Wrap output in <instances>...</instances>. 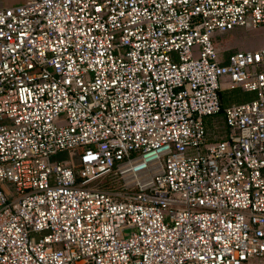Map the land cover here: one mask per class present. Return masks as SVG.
Returning <instances> with one entry per match:
<instances>
[{"label":"built area","instance_id":"obj_1","mask_svg":"<svg viewBox=\"0 0 264 264\" xmlns=\"http://www.w3.org/2000/svg\"><path fill=\"white\" fill-rule=\"evenodd\" d=\"M260 27L264 0L0 4V264H264V46L218 48Z\"/></svg>","mask_w":264,"mask_h":264},{"label":"rangeland","instance_id":"obj_2","mask_svg":"<svg viewBox=\"0 0 264 264\" xmlns=\"http://www.w3.org/2000/svg\"><path fill=\"white\" fill-rule=\"evenodd\" d=\"M25 0H0L1 5H16ZM264 46V27L257 29L234 28L230 32L223 34L218 42V48L222 54L234 50L257 49ZM233 90L232 92H236ZM66 154L62 153L61 158ZM55 157H59V154Z\"/></svg>","mask_w":264,"mask_h":264},{"label":"trees","instance_id":"obj_3","mask_svg":"<svg viewBox=\"0 0 264 264\" xmlns=\"http://www.w3.org/2000/svg\"><path fill=\"white\" fill-rule=\"evenodd\" d=\"M233 90H237V91L232 92ZM254 95L255 94L253 92H245V91H241L238 89H232V90L223 89L219 91V99H220L221 107H224L231 103H240V102L250 100L254 97ZM210 127H211V124L209 122V119H207V128H210ZM61 154H59V157H56V158H61Z\"/></svg>","mask_w":264,"mask_h":264},{"label":"crops","instance_id":"obj_4","mask_svg":"<svg viewBox=\"0 0 264 264\" xmlns=\"http://www.w3.org/2000/svg\"><path fill=\"white\" fill-rule=\"evenodd\" d=\"M239 90V89H238Z\"/></svg>","mask_w":264,"mask_h":264}]
</instances>
